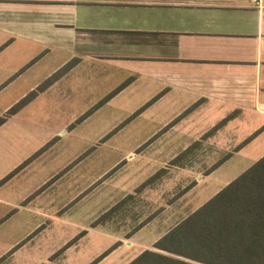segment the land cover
Masks as SVG:
<instances>
[{"label":"crops","instance_id":"obj_1","mask_svg":"<svg viewBox=\"0 0 264 264\" xmlns=\"http://www.w3.org/2000/svg\"><path fill=\"white\" fill-rule=\"evenodd\" d=\"M70 63L0 125V264L161 252L264 157V0H0L5 115Z\"/></svg>","mask_w":264,"mask_h":264},{"label":"trees","instance_id":"obj_2","mask_svg":"<svg viewBox=\"0 0 264 264\" xmlns=\"http://www.w3.org/2000/svg\"><path fill=\"white\" fill-rule=\"evenodd\" d=\"M73 63L12 107L28 104ZM7 179V178H6ZM5 181V180H4ZM130 264H264V157Z\"/></svg>","mask_w":264,"mask_h":264},{"label":"rangeland","instance_id":"obj_3","mask_svg":"<svg viewBox=\"0 0 264 264\" xmlns=\"http://www.w3.org/2000/svg\"><path fill=\"white\" fill-rule=\"evenodd\" d=\"M4 87H5V84L0 85V118L5 117V113L7 110H4V108L9 104L10 96L12 94L11 89L4 90ZM63 117H66V116H62V115L58 116L59 119H62ZM67 117H70V116H67ZM52 119L56 120V117H53ZM55 123H56V121H55ZM77 133H78V131H77ZM248 149H251L252 152L254 151L255 154L259 152V151H257L258 148L254 149L253 147H250ZM253 157L254 156H249V158H246V168L248 167V165H250ZM236 171H239V170L237 169ZM229 172H231V171H229Z\"/></svg>","mask_w":264,"mask_h":264},{"label":"built area","instance_id":"obj_4","mask_svg":"<svg viewBox=\"0 0 264 264\" xmlns=\"http://www.w3.org/2000/svg\"><path fill=\"white\" fill-rule=\"evenodd\" d=\"M252 2L260 4L261 0H252Z\"/></svg>","mask_w":264,"mask_h":264}]
</instances>
